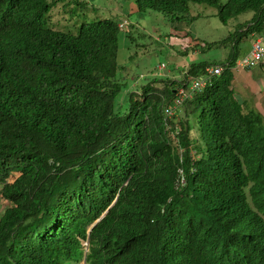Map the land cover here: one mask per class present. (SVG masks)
Masks as SVG:
<instances>
[{"label":"trees","instance_id":"16d2710c","mask_svg":"<svg viewBox=\"0 0 264 264\" xmlns=\"http://www.w3.org/2000/svg\"><path fill=\"white\" fill-rule=\"evenodd\" d=\"M61 2L72 15L85 10L83 0H0V264H79L88 224L106 209L89 233L88 264H242L222 253L206 261L185 238V225L207 220L208 183L178 187L179 167L186 178L190 162L179 164L173 148H196V174L208 167L217 182L225 172H245L248 150H263L262 116L242 113L233 95L235 56L167 118L178 85L185 86L184 68H175L181 81L155 69L138 78L132 60L120 59L119 20L100 18L65 31L51 22ZM134 2L139 11L176 21L187 19L192 3L216 7L224 23L254 11L226 38L235 52L244 35L264 28V0ZM207 65L187 69L199 75ZM166 125L179 129L178 142L166 135ZM195 128L199 140L192 138ZM204 128L226 138L214 131L212 142L204 140ZM96 198L98 210L81 208Z\"/></svg>","mask_w":264,"mask_h":264},{"label":"clouds","instance_id":"9594fccd","mask_svg":"<svg viewBox=\"0 0 264 264\" xmlns=\"http://www.w3.org/2000/svg\"><path fill=\"white\" fill-rule=\"evenodd\" d=\"M59 4L63 5V2ZM135 7L138 9L136 4ZM58 13L60 14L59 10L57 11V14ZM105 18L113 19V17ZM115 19L119 20V27L121 31H126V28L129 26L127 23V18L120 17ZM171 21L181 22L172 19ZM182 22H185V20ZM262 22L264 24V19ZM251 24L252 22L249 25ZM178 31L181 32L180 30ZM184 34V32H181V34H178L176 37L181 39ZM249 37L252 38L251 47L248 52L244 54V56L251 51L253 44L258 39H261L264 43V28L261 31L254 30L248 32L240 40H246ZM128 46L129 45H127V47ZM233 46L234 44L232 43V48ZM244 56H240L238 61L236 59L232 65H230L229 60L224 64L207 65L204 68L203 73L199 75H193L189 73L187 69L185 71L186 74L184 75L186 80L184 79L185 81L183 82L185 83V86L181 85V83L178 85L179 96L174 100L173 104L167 108L166 117L170 118L171 116L178 114L185 99L192 98L196 92H201L204 90V88L212 82L211 79L213 77L220 76L224 73L228 65H230L231 72L234 69L238 70L242 68L244 70H253V68L256 66H264L263 57L257 64L253 66L242 67L239 65V62ZM160 65L163 67H160ZM160 65L158 66L159 71L166 68L164 63H161ZM216 67L222 69L220 74H212L210 72V70ZM160 73L161 72H157L158 75H163ZM166 75H168L170 78L178 80L182 78V75L177 74V72L174 75H169V72H166L164 76ZM196 80L200 81L201 84L195 86L194 82ZM233 95L239 104L242 113H248L251 111L259 113L263 118L262 121L264 125V114L261 111L256 109L247 110L235 95L234 90ZM165 130L166 135L170 137L173 142H178V128L172 129L166 125ZM204 130L205 132L202 134L204 140L212 142L214 131L218 132L223 137V139L226 138L219 131L212 128H204ZM201 133V130L198 131L197 128L191 130L192 138L195 140L201 139ZM191 141H193V139ZM173 148H175L178 153L179 164H183L186 161L187 163L190 162L189 176L186 178L184 176L183 168L179 167V173L181 176L179 177L177 186H185L187 185L188 181L191 182L192 180L197 181L196 185H198L200 182L208 183L206 194H209V196L205 200L207 220L204 219L205 221H193L185 225V227H183L185 238L195 247H197L206 261L214 258L217 254L222 253L228 257L236 259L242 264H264V223L259 220L260 218L264 219V145L263 150L259 154L252 153L249 150L247 151L245 156L246 164L244 165L245 172L242 175L235 173L234 170L229 173L225 172V179L220 182L208 177L210 173V168L208 167L202 168L200 173L196 174L198 172L196 161L200 159L201 156L196 148L193 146H180L179 143H177L176 147L173 146ZM248 170H251V177L246 176L248 174ZM254 192L257 193V197L254 196ZM97 204L98 202L96 198L93 203H87V205L82 204L81 208L84 210L87 209L96 211L99 209V205ZM106 213L107 209L104 210L101 215L93 220L90 224H88L89 228L87 239L82 242L85 252L84 256L79 261V264H88L86 257L89 251V233L93 228H95V225L101 221ZM248 218H254L256 220V225L250 226L249 224H246L250 220H248ZM55 223L57 222L55 221L52 224ZM67 264L77 263L70 262Z\"/></svg>","mask_w":264,"mask_h":264},{"label":"rangeland","instance_id":"374dc122","mask_svg":"<svg viewBox=\"0 0 264 264\" xmlns=\"http://www.w3.org/2000/svg\"><path fill=\"white\" fill-rule=\"evenodd\" d=\"M85 10L76 11L75 15L67 12L61 4H56L52 8V23L56 28L65 31H77L83 22L90 23L99 18L126 17L127 23L132 26L133 44H129L127 30L121 33L122 48L120 50V59L126 57L129 61L130 69H134L138 78L151 76L150 69H155L157 73L158 66L165 63L166 68L160 70V74L173 72L172 68L180 74L175 68L180 61L187 63L207 62L209 64H224L228 60L238 59L244 56L252 41L249 37L246 40H240L237 44L236 52L232 48V43L226 38L238 29L242 22L250 20L254 16V11H247L237 17L224 23L217 16V8L204 3H192L191 12L187 16L185 23L187 28L175 27L176 22H172L170 17L164 12L149 9L139 11L135 7L134 0H84ZM60 11L57 16L56 11ZM177 24L181 25V23ZM185 34L178 38L181 32ZM189 46L186 55L177 53L182 47ZM182 46V47H181ZM127 47V48H126ZM133 51L135 58H129ZM129 52V53H128ZM160 67H163L160 65ZM255 69H258L256 67ZM179 70V69H178ZM148 81V80H146ZM160 85V84H157Z\"/></svg>","mask_w":264,"mask_h":264},{"label":"crops","instance_id":"0c3cea01","mask_svg":"<svg viewBox=\"0 0 264 264\" xmlns=\"http://www.w3.org/2000/svg\"><path fill=\"white\" fill-rule=\"evenodd\" d=\"M178 23H181V25H178L176 22V27H181L183 29L188 27V24H186L185 22L181 21ZM250 47L251 43L248 47V50L250 49ZM184 49H187V52H189L188 50H190L191 48L185 45ZM179 65H181V67L184 68V71H186L190 63H187V61H180ZM256 67H258V69H255ZM256 67H254L253 70H244L242 68L238 70H232V87L235 95L247 110L256 109L264 114V66L259 65ZM171 75L174 74L172 73Z\"/></svg>","mask_w":264,"mask_h":264},{"label":"built area","instance_id":"2783aa9c","mask_svg":"<svg viewBox=\"0 0 264 264\" xmlns=\"http://www.w3.org/2000/svg\"><path fill=\"white\" fill-rule=\"evenodd\" d=\"M263 57H264V43L261 39H258L253 44L251 51L240 60L239 65L242 67H250L257 64ZM221 70H222L221 68L216 67L210 70V72L212 74H220ZM194 84L195 86H198L199 84H201V82L196 80Z\"/></svg>","mask_w":264,"mask_h":264}]
</instances>
